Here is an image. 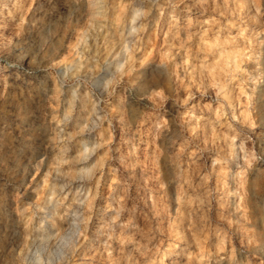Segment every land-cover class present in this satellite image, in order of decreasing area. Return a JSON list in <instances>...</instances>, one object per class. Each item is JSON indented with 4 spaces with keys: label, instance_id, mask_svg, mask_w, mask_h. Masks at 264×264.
<instances>
[{
    "label": "rangeland",
    "instance_id": "obj_1",
    "mask_svg": "<svg viewBox=\"0 0 264 264\" xmlns=\"http://www.w3.org/2000/svg\"><path fill=\"white\" fill-rule=\"evenodd\" d=\"M138 1L133 21V0H100L97 17L86 0H0V144L32 153L22 169L0 152V203L22 230L14 240L0 223V262L264 264V191L252 179L264 156V117L246 100L260 79L251 56L264 15L231 14L232 4L220 0ZM111 11L119 31L104 41ZM38 19L54 33L35 45ZM131 22L136 31L127 34ZM215 31L232 36L243 53L223 92L211 70L216 53L203 46ZM115 47L119 68L104 60ZM19 51L35 67L23 65ZM40 75L45 95L34 97L25 83ZM231 144L241 159L251 158L238 164L237 211L227 195L236 166ZM68 206L76 210L74 235L64 231Z\"/></svg>",
    "mask_w": 264,
    "mask_h": 264
},
{
    "label": "bare ground",
    "instance_id": "obj_2",
    "mask_svg": "<svg viewBox=\"0 0 264 264\" xmlns=\"http://www.w3.org/2000/svg\"><path fill=\"white\" fill-rule=\"evenodd\" d=\"M87 1V5L89 7V12L91 16H95L97 17L98 14H101V10H100V0H86ZM212 2V0H210ZM209 1V4H211ZM133 5H130L128 12L130 14V17L132 18V20L134 21L136 17H138L140 15L141 12V6H140V1L138 0H133ZM142 3V2H141ZM144 3V2H143ZM223 7H226L228 4H232L230 9L231 14L234 15H244V16H248V15H254V16H263L264 15V0H220L219 2ZM247 4V6L245 7V5ZM210 6V5H209ZM212 6V5H211ZM69 7V6H68ZM245 7V8H244ZM71 8V7H69ZM210 8V7H209ZM70 10V9H69ZM220 11L224 14L227 15V13L224 11L223 8L220 9ZM177 13V12H176ZM175 13V14H176ZM109 16L112 17V23L111 25L106 29V35L104 36V41H110L111 39H113V37L115 36V34L119 31L118 29V24L116 23L118 20V14H116L115 11H111L109 13ZM186 16V15H185ZM206 17V16H205ZM217 17V16H216ZM259 17V18H260ZM86 19V18H85ZM140 20V19H139ZM209 21H211L209 19ZM85 23V22H84ZM238 23V22H237ZM211 25V24H210ZM256 25V24H255ZM35 26V24H34ZM37 26V27H36ZM36 26L34 28V40H35V45H37L39 42H43L45 41V38L48 37V35L53 34L54 33V28L52 25V23H50L49 21H47L46 19H38L36 21ZM186 26V25H185ZM208 26V25H206ZM225 26V25H224ZM241 25H238L236 28H239L238 32H241ZM185 28V27H184ZM212 28V27H211ZM253 28V27H252ZM259 28V26H258ZM207 29V28H206ZM189 30V28H188ZM187 30V31H188ZM194 30V29H193ZM235 30V29H233ZM256 30V29H255ZM136 29H135V24L133 22L130 23V25L128 26V33L127 34H133L135 33ZM178 31V30H176ZM186 31V29H185ZM186 31V33H187ZM190 31V30H189ZM192 31V30H191ZM195 31V30H194ZM258 31V30H257ZM256 31V32H257ZM202 32V31H201ZM237 32V33H238ZM126 34V33H125ZM223 34V33H222ZM169 36V35H167ZM187 36V35H186ZM206 36V35H205ZM170 37V36H169ZM195 37V36H194ZM252 37V36H251ZM263 37L264 38V32H262V34L260 35V39L257 41V47L254 53V56H251L253 65L256 66L255 68L258 67L259 72V77L260 79H256L254 81H252L249 84L248 87V94L246 96V100H248V102L251 104L250 107L253 110H257L258 113H260L263 117H264V41H263ZM128 38V37H127ZM168 38V37H167ZM196 39V38H195ZM202 39V38H201ZM204 39V38H203ZM256 39V37H255ZM126 40V38L123 39L122 42H124ZM131 40V39H130ZM129 40V41H130ZM133 40V39H132ZM170 40V39H169ZM194 40V39H193ZM235 41V39L233 40L232 36H228V35H221L219 34V32L217 33L215 31V33L211 36L210 39H208V41L203 45L206 48L210 49L211 51H214L217 56V60H214V62L211 64V70L212 72H214L216 74V81H218V86H219V91L223 92L224 89L226 88V77L228 78V76H232L234 71L237 70V68L240 66V61L242 60V50L238 47V46H234V44H232ZM46 42V41H45ZM121 42V45H122ZM196 42V41H194ZM47 44V50L50 52L52 51V49H50V44ZM188 44V43H187ZM242 44V43H241ZM130 45L131 42H130ZM123 46V45H122ZM121 46V48H122ZM124 46L127 47L124 43ZM195 46V44L193 45ZM40 48V47H39ZM52 48V47H51ZM121 48H114L112 50V52L108 55H106V57L104 58V60L106 61L107 65H112L116 68H119L122 66L121 64V56H122V50ZM170 48V47H169ZM167 48V49H169ZM204 49V48H203ZM165 50V49H164ZM36 51V48L35 50ZM40 51V50H39ZM168 53V52H167ZM35 54V53H34ZM38 54V51L36 53V55ZM209 54V53H208ZM207 55V54H206ZM211 55V54H210ZM17 58L19 60H21L23 62V65H32L33 67H35V64L32 63V60H28V58L24 57L25 55H23V53L21 51H19L16 54ZM35 56V55H34ZM199 56V55H198ZM204 56V55H203ZM214 56V55H213ZM213 59V58H212ZM131 60V59H130ZM129 60V61H130ZM206 60V59H205ZM204 60V61H205ZM208 60V59H207ZM76 62V61H74ZM157 63V62H156ZM202 63V62H201ZM210 63H208L209 65ZM22 66V65H21ZM128 66V65H126ZM202 66V64H201ZM25 67V66H24ZM125 67V66H124ZM132 68V67H131ZM151 68H157V66H151ZM199 68V67H198ZM36 70V69H35ZM203 70V68H202ZM37 71V70H36ZM196 71V70H195ZM206 71V70H205ZM15 72V71H14ZM12 72V73H14ZM35 72V71H34ZM146 69L141 72L142 74H140V81L139 84L140 86L145 85L147 83L146 80ZM197 72V71H196ZM211 72V71H210ZM100 73V72H99ZM160 73V72H159ZM206 73V72H205ZM158 74V72H157ZM163 73H161L162 75ZM193 74V73H192ZM23 75V74H22ZM39 75V74H38ZM156 75V74H155ZM159 75V74H158ZM207 75V73H206ZM213 75V74H212ZM16 76V75H15ZM29 76V75H28ZM195 76V74H194ZM208 76V75H207ZM25 77V76H24ZM23 77V78H24ZM164 77L167 78V74L164 73ZM27 78V77H26ZM34 78V77H32ZM31 78V79H32ZM125 78V77H124ZM206 78V77H205ZM209 78V77H208ZM233 78V77H232ZM36 79V80H35ZM35 79H33V82H31V80H27L26 81V88L31 89L30 91L33 93L34 97H42L45 95V88H44V82L47 80L45 79L42 75L35 77ZM16 80V79H15ZM35 80V81H34ZM210 80V78H209ZM206 81V80H205ZM229 81V79H228ZM235 82V81H234ZM208 83V82H206ZM235 84V83H234ZM232 85V84H231ZM233 87V86H232ZM13 88V87H12ZM14 89V88H13ZM240 88L237 87V90L239 91ZM9 90H12L11 88ZM13 91V90H12ZM231 92V91H230ZM233 92V91H232ZM237 92V91H236ZM235 92V93H236ZM247 92V91H246ZM239 92H237L238 95ZM232 95V93H231ZM235 95V94H234ZM233 96V95H232ZM232 96H227L228 99H235V97L233 98ZM33 97V96H32ZM66 97V96H65ZM242 98V97H240ZM243 99V98H242ZM234 102L236 100H233ZM232 101V102H233ZM31 103V102H30ZM236 103V102H235ZM234 103V104H235ZM246 103V102H245ZM236 106V104H235ZM241 106V105H240ZM214 107V106H213ZM243 107V106H241ZM218 108V107H217ZM216 108V109H217ZM240 108V107H239ZM238 111V110H237ZM248 111L247 109L241 110L240 113L244 114ZM250 114V113H249ZM237 115V113H236ZM95 116V115H94ZM58 128V127H57ZM3 127L0 126V137H1V133H2ZM23 131V130H22ZM233 131V130H231ZM21 132H19L18 134H20ZM85 133V132H84ZM220 133V131H219ZM26 134V132H25ZM87 134V133H86ZM21 138L24 137V133H22V135H19ZM88 137V135H87ZM84 142V141H83ZM82 142V143H83ZM83 146H86V143H83ZM0 152H2V150H5L7 152H10L13 155V160L14 162L13 165H15L18 168H24L27 164L28 161L31 159V151L27 148L26 145L22 144V145H5L2 147V144H0ZM262 149V155H264V146L261 147ZM229 152L231 154H234V158L236 159V163L234 161V164H236L235 169H233L232 171H230V177L232 178L233 181V186L232 189H230L229 191H227V195L230 193L231 195L230 197V204H231V208L234 211H237V209H239L241 207L240 204V194L238 193L240 190V188H238V185H241V170L238 169V164L241 163L240 165H243L242 163L246 164L250 161L249 159L243 160L241 159V157H239L237 149L234 147V144L230 145L229 148ZM46 152H41L38 156V158H40L41 156H43L41 159H45L47 157H45ZM48 154V153H47ZM244 161V162H243ZM221 163V162H220ZM218 164V163H217ZM226 164V163H225ZM224 164V165H225ZM251 164V163H250ZM221 164H219L220 166ZM256 167L254 168L253 171V176L252 179H254L255 177L257 178V180L259 181V184L257 183L256 185L259 186V189L264 191V170L263 168H261L262 165H264V156L260 157L259 160L257 162H255ZM218 166V165H217ZM216 166V167H217ZM215 167V166H214ZM223 167V166H222ZM227 167V166H226ZM231 167V166H230ZM233 167V168H234ZM46 165L45 166H41L40 171L42 170H46ZM228 169V168H227ZM86 171L88 169H85ZM53 171H55V169H53ZM245 171V170H244ZM219 169L217 170V174H219ZM213 176V174H212ZM56 179V178H55ZM60 180V179H59ZM254 181V180H252ZM244 183V180L242 181ZM75 183V182H74ZM229 183V182H228ZM256 183V182H255ZM219 184V183H218ZM51 187V186H50ZM62 187V186H61ZM66 189V188H65ZM68 189V188H67ZM54 189L51 188L50 189V193H53ZM70 191V190H69ZM249 193L252 191L249 185L248 190ZM263 196V198L261 199V204H258V206L264 210V194L261 195V197ZM76 197V196H75ZM238 199V200H237ZM77 200V199H76ZM50 200H48L49 202ZM225 203V202H224ZM70 204V203H69ZM253 207L256 209V206L253 205ZM9 206L6 203H0V223L1 224H5L9 229V231L11 232V237L14 238V240H19L22 238V230L20 231L19 229V225L16 223L17 220L15 219L14 215L12 214L11 210H9ZM74 207H70L68 206L66 210H68L67 215H69V217L66 219H64V231L68 232L69 235H74L76 233V224H77V216H76V210H73ZM65 210V209H64ZM257 210V209H256ZM59 211V210H58ZM60 212V211H59ZM62 213V212H61ZM84 214V213H83ZM17 217V216H16ZM61 217L63 218V216L61 215ZM22 218V217H20ZM48 224V223H47ZM45 226V225H44ZM47 226V225H46ZM45 226V227H46ZM80 226V225H78ZM263 227V224H262ZM264 228V227H263ZM127 231V230H126ZM130 231V230H129ZM139 235V234H138ZM1 236V235H0ZM4 242V241H3ZM218 242V241H217ZM8 246V245H7ZM58 246V245H57ZM1 248V247H0ZM121 249V248H120ZM127 249V248H126ZM7 251V250H6ZM125 253V251H124ZM2 255V253H0V256ZM31 256V255H30ZM104 256V255H103ZM160 257V256H158ZM7 260V259H6ZM155 263V262H154ZM0 264H6L5 260L1 261Z\"/></svg>",
    "mask_w": 264,
    "mask_h": 264
}]
</instances>
